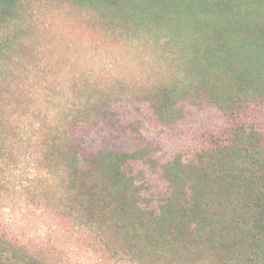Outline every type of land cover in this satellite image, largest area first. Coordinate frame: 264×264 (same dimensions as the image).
I'll return each mask as SVG.
<instances>
[{
	"label": "trees",
	"instance_id": "trees-1",
	"mask_svg": "<svg viewBox=\"0 0 264 264\" xmlns=\"http://www.w3.org/2000/svg\"><path fill=\"white\" fill-rule=\"evenodd\" d=\"M35 1L0 0V155L10 162L16 157L7 143L23 139L8 134L7 112L14 91L39 68ZM60 1L96 14L106 32L149 40L167 68L163 79L143 85L68 83L60 127L41 142L47 151L36 152L24 187L37 210L95 233L112 259L128 264H264V132L241 121L264 105V0ZM125 96L150 103L164 126L185 117L183 103L239 122L210 135L193 159L177 153L162 164L145 147L116 145L120 131L99 145L77 136ZM133 162L159 170L167 184L155 209L145 204L146 176L134 174ZM18 244L0 231V264H44L42 253L37 259Z\"/></svg>",
	"mask_w": 264,
	"mask_h": 264
},
{
	"label": "rangeland",
	"instance_id": "rangeland-1",
	"mask_svg": "<svg viewBox=\"0 0 264 264\" xmlns=\"http://www.w3.org/2000/svg\"><path fill=\"white\" fill-rule=\"evenodd\" d=\"M52 5L63 7L67 4H63L60 0H36L30 13L32 26L35 28V46L33 49L38 54L36 63L39 67L30 73V80L33 81V85H39L43 80L45 103L47 104L53 103L50 97H55L60 93L56 89L60 86L57 78L60 77V73L63 71L60 66L61 63L67 66L66 61H57L56 64L51 62V59L55 58L56 52L50 47L49 41H41L38 33V14ZM87 27L93 33L88 30L82 32L80 36L81 46L88 50H95L97 55L104 52L108 46L117 47L131 39L141 42L144 50L142 55L148 56L151 61V73L143 81H125L126 83L143 85L154 80L163 79L167 67L161 55L160 47L154 46L152 42L144 38L132 35L126 37L121 34H114L112 31H104L97 21L96 14L88 21ZM45 61L47 62L45 63ZM81 62H83L81 58L76 56L68 61L69 64ZM42 63L44 67L40 66ZM102 72L103 69L100 70V73ZM100 73L96 75L95 81L97 83L112 84L115 81H124L111 80L106 82V78ZM80 78L86 77L81 76ZM65 83H67L68 88L69 82L65 81ZM25 84L20 85L18 91H14L17 97L12 98V105L14 106L8 109L6 117L8 134L12 137L16 133L23 140L21 141L15 136L13 137L15 140L11 138L7 143V147H5V151L7 153L12 151L16 159L10 162L9 159H3L0 155V231L5 230L9 235H12L10 226L7 223L9 215L19 211L21 206H26L29 211H38L36 208L37 203L33 201L32 190L30 189V193L27 194L24 187L33 177L37 152L34 150L33 137L28 135L27 130L32 128L34 122L40 121L41 114L39 109L35 112L32 111V107H35V105L25 95L23 90ZM182 108L185 117L173 124L164 126L157 121L150 103L133 96H125L106 110V114L98 121L93 130H80L77 136L85 135L95 145H99L101 139L106 135H117L116 131H120L121 137L115 142L116 145L127 150L145 147L151 152V156L162 164L171 160L177 153L183 154L185 159H193L196 153L203 149L204 145H207L210 135L223 133L225 129L239 122L238 119H230L218 109L210 106L198 107L190 103H183ZM250 112V120L241 119V121L254 123L260 131L264 132V105L253 106ZM131 167L135 175L138 176L141 172L145 174V204L148 208H157L168 193L167 184L162 178L161 172L151 170L140 162H133ZM142 182L143 180L139 179V183ZM44 213L54 221L67 222L63 219H57L51 213L50 215ZM75 229L92 242L91 247L101 250L110 264H128L127 262L130 261L129 258L123 256L112 259L103 246L102 239L97 237L95 233L86 229Z\"/></svg>",
	"mask_w": 264,
	"mask_h": 264
},
{
	"label": "clouds",
	"instance_id": "clouds-1",
	"mask_svg": "<svg viewBox=\"0 0 264 264\" xmlns=\"http://www.w3.org/2000/svg\"><path fill=\"white\" fill-rule=\"evenodd\" d=\"M93 15L69 5H52L38 14L39 37L41 41H49L56 52L51 62H67V66L61 63L63 71L57 78L60 86L56 90L62 96L56 97L52 104L45 103L43 80L39 85H33L32 80L24 85L25 95L35 105L32 111L39 109L41 114L40 121L34 122L32 128L27 130L28 135L33 137L34 150L38 153L47 151L41 142L49 135V129L53 130L52 135L56 134L55 129L60 127L58 113L66 110L65 98L71 99L65 81L78 83L80 77L84 76L94 83L101 69L103 72L100 74L106 78V82L143 81L151 73V61L148 56L142 55L143 47L136 39L125 41L117 47L108 46L99 55L93 49L82 47V32L88 30L93 33L87 27ZM73 56L80 57L83 62L69 64ZM40 66L44 67V64ZM7 223L12 235L19 241L18 247L26 248L37 259L41 258L37 254L42 253L44 264H110L102 251L91 247L92 242L81 235L72 223L54 221L43 210L29 211L21 206L19 211L7 217Z\"/></svg>",
	"mask_w": 264,
	"mask_h": 264
}]
</instances>
